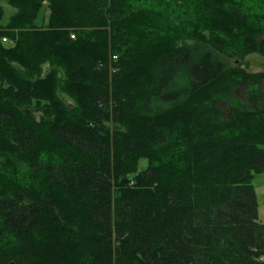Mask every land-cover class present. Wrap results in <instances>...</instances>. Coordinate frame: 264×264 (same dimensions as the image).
I'll use <instances>...</instances> for the list:
<instances>
[{"label": "trees", "instance_id": "16d2710c", "mask_svg": "<svg viewBox=\"0 0 264 264\" xmlns=\"http://www.w3.org/2000/svg\"><path fill=\"white\" fill-rule=\"evenodd\" d=\"M253 54L264 0H0V264H264Z\"/></svg>", "mask_w": 264, "mask_h": 264}, {"label": "rangeland", "instance_id": "374dc122", "mask_svg": "<svg viewBox=\"0 0 264 264\" xmlns=\"http://www.w3.org/2000/svg\"><path fill=\"white\" fill-rule=\"evenodd\" d=\"M5 17H8L12 14L13 10L8 6H4ZM164 12V11H163ZM42 12L37 18V23H41ZM246 71L257 73L264 71V59L260 56L253 54L245 58L244 65H242ZM252 186L254 189L256 204H257V215L258 220L264 224V171L261 174H258L254 177L252 181Z\"/></svg>", "mask_w": 264, "mask_h": 264}, {"label": "built area", "instance_id": "2783aa9c", "mask_svg": "<svg viewBox=\"0 0 264 264\" xmlns=\"http://www.w3.org/2000/svg\"><path fill=\"white\" fill-rule=\"evenodd\" d=\"M71 38H73V36H71ZM2 42L6 43L7 41H6V39H2Z\"/></svg>", "mask_w": 264, "mask_h": 264}]
</instances>
